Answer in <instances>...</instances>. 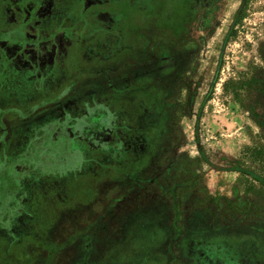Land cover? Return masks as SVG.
<instances>
[{
	"label": "rangeland",
	"instance_id": "obj_1",
	"mask_svg": "<svg viewBox=\"0 0 264 264\" xmlns=\"http://www.w3.org/2000/svg\"><path fill=\"white\" fill-rule=\"evenodd\" d=\"M63 123L69 163L38 165ZM3 163L30 173L0 264H264V0H0ZM183 197L225 243L175 245Z\"/></svg>",
	"mask_w": 264,
	"mask_h": 264
},
{
	"label": "flooded vegetation",
	"instance_id": "obj_2",
	"mask_svg": "<svg viewBox=\"0 0 264 264\" xmlns=\"http://www.w3.org/2000/svg\"><path fill=\"white\" fill-rule=\"evenodd\" d=\"M108 114L104 111L98 110L93 114H89L84 118L80 119L77 123V128L80 130L82 135L90 136L94 141L95 139L99 142H103L104 134L110 129L107 122ZM52 133V141L45 142L47 138H44L43 143H37L36 149L38 150V157H40L38 165L42 163L43 167L50 168L52 163H49L48 159H54L60 157L62 162L64 159L69 163V155L67 150L69 148L72 132L68 123H63L60 126H50L48 128ZM107 130V131H106ZM54 133V135H53ZM51 137L49 139L52 140ZM58 138H65L67 141L64 144L62 154L59 151L54 150V140ZM49 148L51 150L48 152ZM47 153V154H46ZM56 156V157H55ZM4 164V163H3ZM4 167L0 169V209L2 206H8L7 198H13L19 196L22 203V199L25 197L26 185L23 184V180L29 176L30 170L25 167H19L17 164L8 165L4 164ZM23 166V165H22ZM19 212L22 210V205L19 204Z\"/></svg>",
	"mask_w": 264,
	"mask_h": 264
},
{
	"label": "crops",
	"instance_id": "obj_3",
	"mask_svg": "<svg viewBox=\"0 0 264 264\" xmlns=\"http://www.w3.org/2000/svg\"><path fill=\"white\" fill-rule=\"evenodd\" d=\"M196 191H197L196 197L200 196L201 191L199 187L196 188ZM197 198L190 200V201L189 200L186 201L184 200L185 198L183 197L182 209L184 210V207L186 205L189 206L191 209L189 210V212H186L185 215L183 214V216L185 217L186 224L182 228L183 232H181V234L176 236L177 242L175 245L177 246L182 241H184L185 243L195 242V243H200V244L201 243L202 244H213L215 242L225 243V240H226L225 236L224 237L223 236L213 237V234H210L212 233L211 229H213L214 227H194L192 226L194 219H197L198 217L200 218L201 216H203L204 213H207V207H204V209H202V207L198 205ZM253 242H255L252 245L255 249V255L261 258L264 252V242H261V241L259 242L253 241ZM247 244H251V243H247ZM174 250L175 248H169L167 250H164L165 256L166 258L167 257L169 258L168 261L170 262L177 255V251H174ZM260 261H262V259ZM263 263H264V259H263Z\"/></svg>",
	"mask_w": 264,
	"mask_h": 264
}]
</instances>
